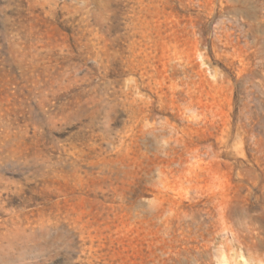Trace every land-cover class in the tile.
Returning <instances> with one entry per match:
<instances>
[{"label": "rangeland", "instance_id": "374dc122", "mask_svg": "<svg viewBox=\"0 0 264 264\" xmlns=\"http://www.w3.org/2000/svg\"><path fill=\"white\" fill-rule=\"evenodd\" d=\"M239 262L264 264V0H0V264Z\"/></svg>", "mask_w": 264, "mask_h": 264}, {"label": "bare ground", "instance_id": "6f19581e", "mask_svg": "<svg viewBox=\"0 0 264 264\" xmlns=\"http://www.w3.org/2000/svg\"><path fill=\"white\" fill-rule=\"evenodd\" d=\"M222 256H223V255H222ZM239 263H241V262H239ZM244 263H245V262H244ZM244 263H243V264H244ZM235 264H236V263H235ZM241 264H242V263H241Z\"/></svg>", "mask_w": 264, "mask_h": 264}]
</instances>
